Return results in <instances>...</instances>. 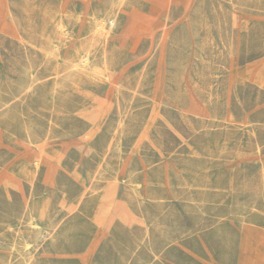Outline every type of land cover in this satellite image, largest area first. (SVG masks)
Segmentation results:
<instances>
[{
  "label": "rangeland",
  "instance_id": "rangeland-1",
  "mask_svg": "<svg viewBox=\"0 0 264 264\" xmlns=\"http://www.w3.org/2000/svg\"><path fill=\"white\" fill-rule=\"evenodd\" d=\"M0 264H264V0H0Z\"/></svg>",
  "mask_w": 264,
  "mask_h": 264
},
{
  "label": "bare ground",
  "instance_id": "bare-ground-1",
  "mask_svg": "<svg viewBox=\"0 0 264 264\" xmlns=\"http://www.w3.org/2000/svg\"><path fill=\"white\" fill-rule=\"evenodd\" d=\"M101 24V23H100ZM95 26H96V24H95ZM104 27V26H103ZM99 28V27H98ZM96 30H98V29H96ZM101 30V29H100ZM103 30V29H102ZM104 31V30H103ZM94 32H96V31H94ZM99 32H101V31H99ZM96 34V33H95ZM94 34V35H95ZM87 57V56H86ZM58 59V58H57ZM82 59V58H81ZM85 64V63H84Z\"/></svg>",
  "mask_w": 264,
  "mask_h": 264
}]
</instances>
